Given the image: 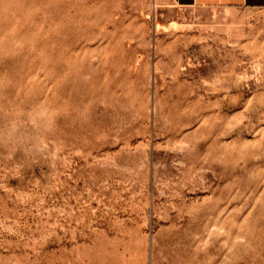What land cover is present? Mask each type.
Segmentation results:
<instances>
[{
    "label": "rangeland",
    "instance_id": "1",
    "mask_svg": "<svg viewBox=\"0 0 264 264\" xmlns=\"http://www.w3.org/2000/svg\"><path fill=\"white\" fill-rule=\"evenodd\" d=\"M156 2L0 0V264H264V7Z\"/></svg>",
    "mask_w": 264,
    "mask_h": 264
},
{
    "label": "crops",
    "instance_id": "2",
    "mask_svg": "<svg viewBox=\"0 0 264 264\" xmlns=\"http://www.w3.org/2000/svg\"><path fill=\"white\" fill-rule=\"evenodd\" d=\"M205 1L207 0H157L160 6H165L166 4H169L175 7H183V8L194 7L202 4ZM231 1L235 2V4L249 6V7H257V8L264 7V0H231Z\"/></svg>",
    "mask_w": 264,
    "mask_h": 264
},
{
    "label": "bare ground",
    "instance_id": "3",
    "mask_svg": "<svg viewBox=\"0 0 264 264\" xmlns=\"http://www.w3.org/2000/svg\"><path fill=\"white\" fill-rule=\"evenodd\" d=\"M156 4H158V2H156L155 5H156ZM161 5H162V4H161ZM234 18H235V17H234ZM237 18H238V17H237ZM231 20H232V19H231ZM233 21H234V20H233ZM229 23H230V22H229ZM229 23H228L227 25H229ZM237 23H238V22H237ZM237 23H236V24H237ZM234 24H235V23H234ZM239 24H240V23H239ZM241 24H242V22H241ZM230 25H231V24H230ZM237 25H238V24H237ZM241 26H243V25H241ZM227 29H228V28H227Z\"/></svg>",
    "mask_w": 264,
    "mask_h": 264
}]
</instances>
